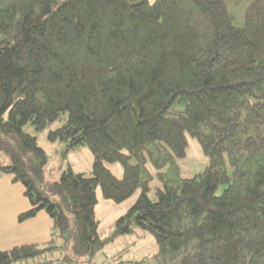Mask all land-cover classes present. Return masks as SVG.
<instances>
[{
    "label": "trees",
    "instance_id": "1",
    "mask_svg": "<svg viewBox=\"0 0 264 264\" xmlns=\"http://www.w3.org/2000/svg\"><path fill=\"white\" fill-rule=\"evenodd\" d=\"M27 124L87 146L90 173L47 181ZM189 139L207 164L183 177ZM2 175L29 201L17 222L51 225L0 264L89 263L107 242L98 186L138 192L113 234H152V264H264V0H0Z\"/></svg>",
    "mask_w": 264,
    "mask_h": 264
},
{
    "label": "rangeland",
    "instance_id": "2",
    "mask_svg": "<svg viewBox=\"0 0 264 264\" xmlns=\"http://www.w3.org/2000/svg\"><path fill=\"white\" fill-rule=\"evenodd\" d=\"M236 11L238 15L235 18V23L241 24L243 9L238 7ZM55 126L56 124H53V127ZM24 130L35 136L38 146L44 150L47 156V163L45 165L47 181L57 180L60 173L66 168H70L75 173H90L92 166V154L87 146L78 145L73 149H70L68 152L63 153V145L58 141H49L46 137V130L35 131L30 124H27L24 127ZM188 143L189 145L186 157L178 161L180 175L183 177L193 176L194 174L202 171L207 164V159L201 153L199 144L196 140L189 139ZM108 168H110L114 175L119 177L121 176L122 169L118 163L108 164ZM155 185L156 183L153 182L152 187L154 188ZM8 186L17 189L18 191H22V196L20 198L22 200L23 207L27 208L29 206V201L23 194V185L21 182H13L11 181L10 175H2L0 177V194H3L6 191L4 187ZM153 188L149 194L151 199H155ZM137 194L138 192L122 203H115L111 200L103 198L100 187L98 186L96 188L97 204L95 206V217L98 221V232L102 239H107V242L94 254L91 261L87 264H134V262L139 260L143 261L142 264H152L149 257L156 250V242L152 234L139 229H135L133 232L126 234H113L115 220L120 215L124 214L134 203ZM13 203L14 202L11 201V204ZM16 206L17 205H15V207ZM41 212L42 213L40 214H42V216H47L46 218H49L46 212ZM17 215H14L13 212H9L1 218L0 236L3 232L5 234L8 232V227H10L17 220ZM32 218L19 222L22 234L27 235L34 233L36 224L35 220L38 217H35L33 220ZM47 220H50V218ZM33 237L39 238L35 242L42 244L49 239L50 232L47 238L46 236ZM61 241L62 239H57V242L61 243Z\"/></svg>",
    "mask_w": 264,
    "mask_h": 264
},
{
    "label": "crops",
    "instance_id": "3",
    "mask_svg": "<svg viewBox=\"0 0 264 264\" xmlns=\"http://www.w3.org/2000/svg\"><path fill=\"white\" fill-rule=\"evenodd\" d=\"M6 190L3 194H0V222L1 218L5 216L9 212H13V214L17 215L18 213L24 211L25 207H23V203L21 200L22 196V191H18L15 188H12L10 186L4 187ZM15 197V198H14ZM19 200V203H18ZM11 201L14 203L11 204ZM15 205H17L15 207ZM25 208V209H24ZM24 209V210H23ZM41 211L38 212L35 217H38L35 221V231L33 234H22L21 226L17 220L10 226L8 227V232L0 236V248L1 249H8L12 246L23 244V243H30V242H35L37 241L36 237L33 236H46V238L49 236L50 232V225H51V220H47L49 218H46L47 216H42ZM40 215V216H37ZM32 218V220L34 219ZM47 223V225H46Z\"/></svg>",
    "mask_w": 264,
    "mask_h": 264
}]
</instances>
